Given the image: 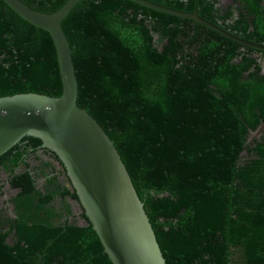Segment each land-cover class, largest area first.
<instances>
[{
  "label": "trees",
  "instance_id": "1",
  "mask_svg": "<svg viewBox=\"0 0 264 264\" xmlns=\"http://www.w3.org/2000/svg\"><path fill=\"white\" fill-rule=\"evenodd\" d=\"M22 1L54 13L68 0ZM146 1L236 39L129 0H80L62 22L77 104L113 142L165 264H264V0ZM27 93L61 95L56 50L0 0V97ZM0 170L16 189L0 264H112L82 207L84 224L70 222L78 196L39 138Z\"/></svg>",
  "mask_w": 264,
  "mask_h": 264
},
{
  "label": "water",
  "instance_id": "2",
  "mask_svg": "<svg viewBox=\"0 0 264 264\" xmlns=\"http://www.w3.org/2000/svg\"><path fill=\"white\" fill-rule=\"evenodd\" d=\"M2 1L23 20L50 35L62 93L59 97L36 93L0 97V156L25 136L39 138L42 147L56 153L64 164L78 202L112 264H165L144 206L113 142L77 104V76L62 22L80 0H68L54 13L34 10L22 0ZM129 1L194 20L236 39L197 12L172 10L146 0Z\"/></svg>",
  "mask_w": 264,
  "mask_h": 264
},
{
  "label": "rangeland",
  "instance_id": "3",
  "mask_svg": "<svg viewBox=\"0 0 264 264\" xmlns=\"http://www.w3.org/2000/svg\"><path fill=\"white\" fill-rule=\"evenodd\" d=\"M224 5H227L231 2V0H222ZM31 167H35L39 165V162H35L33 159L30 160ZM67 182L66 177L62 176L59 178L58 183L63 185ZM38 187L40 189L43 188L44 179H38ZM16 193V189L10 187L8 182V176L6 173L0 170V210L3 211L7 216H12V206L10 203V198ZM67 202L70 206V210L72 216L70 217V222H76L79 225L84 224V220L80 218V214L82 212L81 206L78 201L72 200L70 198L67 199ZM52 207L57 210L58 209V200H55Z\"/></svg>",
  "mask_w": 264,
  "mask_h": 264
}]
</instances>
